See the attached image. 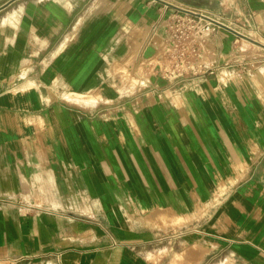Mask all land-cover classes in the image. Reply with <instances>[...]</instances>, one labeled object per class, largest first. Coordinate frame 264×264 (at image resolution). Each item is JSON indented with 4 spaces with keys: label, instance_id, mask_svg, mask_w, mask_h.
<instances>
[{
    "label": "crops",
    "instance_id": "0c3cea01",
    "mask_svg": "<svg viewBox=\"0 0 264 264\" xmlns=\"http://www.w3.org/2000/svg\"><path fill=\"white\" fill-rule=\"evenodd\" d=\"M0 264H264V0H0Z\"/></svg>",
    "mask_w": 264,
    "mask_h": 264
},
{
    "label": "built area",
    "instance_id": "2783aa9c",
    "mask_svg": "<svg viewBox=\"0 0 264 264\" xmlns=\"http://www.w3.org/2000/svg\"><path fill=\"white\" fill-rule=\"evenodd\" d=\"M181 10L174 11L167 21V38L157 64L158 73L168 80L200 72L205 67L201 61L202 49L220 26L217 20L204 13ZM207 68L211 72V68Z\"/></svg>",
    "mask_w": 264,
    "mask_h": 264
},
{
    "label": "rangeland",
    "instance_id": "374dc122",
    "mask_svg": "<svg viewBox=\"0 0 264 264\" xmlns=\"http://www.w3.org/2000/svg\"><path fill=\"white\" fill-rule=\"evenodd\" d=\"M207 52H209V51H207V49H206V51H205V54H204V56L202 57V59H201V61H208V60H210L212 57L210 56V54H208ZM129 75H130V71H129ZM83 101V100H82ZM88 101V100H87Z\"/></svg>",
    "mask_w": 264,
    "mask_h": 264
},
{
    "label": "bare ground",
    "instance_id": "6f19581e",
    "mask_svg": "<svg viewBox=\"0 0 264 264\" xmlns=\"http://www.w3.org/2000/svg\"><path fill=\"white\" fill-rule=\"evenodd\" d=\"M87 9V8H86ZM89 9V8H88ZM7 17V16H6ZM2 21H4V20H2ZM67 39V38H66ZM70 91V90H69ZM100 137V136H99Z\"/></svg>",
    "mask_w": 264,
    "mask_h": 264
},
{
    "label": "water",
    "instance_id": "95a60500",
    "mask_svg": "<svg viewBox=\"0 0 264 264\" xmlns=\"http://www.w3.org/2000/svg\"><path fill=\"white\" fill-rule=\"evenodd\" d=\"M219 25H222V24H219Z\"/></svg>",
    "mask_w": 264,
    "mask_h": 264
}]
</instances>
